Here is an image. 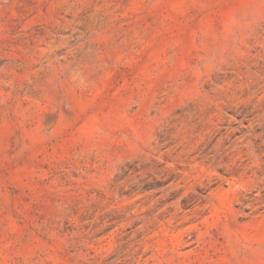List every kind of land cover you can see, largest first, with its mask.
Here are the masks:
<instances>
[{"label":"rangeland","instance_id":"1","mask_svg":"<svg viewBox=\"0 0 264 264\" xmlns=\"http://www.w3.org/2000/svg\"><path fill=\"white\" fill-rule=\"evenodd\" d=\"M0 264H264V0H0Z\"/></svg>","mask_w":264,"mask_h":264}]
</instances>
